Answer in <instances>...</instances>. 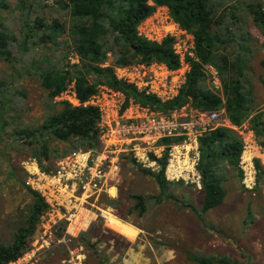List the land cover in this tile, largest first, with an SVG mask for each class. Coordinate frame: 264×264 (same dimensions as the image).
Returning <instances> with one entry per match:
<instances>
[{
  "label": "trees",
  "instance_id": "1",
  "mask_svg": "<svg viewBox=\"0 0 264 264\" xmlns=\"http://www.w3.org/2000/svg\"><path fill=\"white\" fill-rule=\"evenodd\" d=\"M5 1L0 0V12L9 10ZM235 1L15 0L14 7L18 13L15 14L13 9L9 11L14 21L0 16V60L8 63L12 72L0 80V154L5 156V165L10 166L8 152L18 149L26 152L29 159H35L42 171L54 173L57 159L79 149H99L98 110L91 106H73L67 101L58 104L53 101L69 87H72L75 98L81 104L96 93L98 86L103 85L121 92L125 96V106L132 100L163 114L187 107L198 112L223 108L232 126L238 128L248 123L258 144L264 147V108L257 107L252 88L245 83L246 62L251 57V48L258 43L248 32L247 25L251 23L259 30L263 36L260 44L264 48V0H251L241 6L239 2L236 6ZM47 6L57 14L49 20L37 13L38 7ZM160 7L166 8L171 21L193 38V58L185 59L189 66L185 81L175 97L163 102L154 95L137 91L133 85L125 84L115 76L116 68L135 64L158 63L169 70L179 68L180 61L173 51L171 36L155 41L138 31V27ZM43 47H47V51H42ZM52 52L56 55L52 56ZM70 56L76 62H71ZM205 65L217 71L219 89L211 83ZM260 65L264 71V60ZM17 77L28 78L41 89L42 104L47 111L41 122L32 125L22 120L25 112L18 102L26 94L21 83L16 84ZM259 81L264 85L262 77ZM181 140L180 137L167 138L158 144L167 148ZM61 144L68 146L59 148ZM198 146L201 177L198 209L182 196L173 194L176 187H186L193 193L197 190L194 186L165 180V149L162 158L157 159V172L139 167L141 174L150 177L157 185L158 195L128 194L127 199L132 206L127 208L126 214L135 213L137 219H143L153 203L159 205L167 200L180 210H189L203 219L205 214L222 205L227 195L225 184L230 178L229 172H234L232 175L237 176L239 182L242 176L238 169L241 136L232 128L214 127L198 138ZM151 157L154 158L153 155ZM129 161L135 164L131 157ZM255 167L257 180L254 190L248 191L241 186L250 195L258 191L264 175L258 159H255ZM6 173V178L14 177L22 185L28 204L17 223L7 224L9 238L0 240V264L16 261L30 248L40 215L47 209L43 199L26 185L25 171L22 170L23 177L17 176L14 170H7ZM121 199L120 196L111 199L103 194L97 203L103 202L116 210L122 203ZM132 225L142 229L136 223ZM64 230L65 223L60 222L54 236L60 238ZM113 234L102 226L101 218L97 217L85 232L72 238L69 245L70 248L83 245V264H111V255L101 251L99 244L109 242ZM126 245H129L127 241ZM53 252L56 254L53 255ZM53 252L46 254L44 261L54 264L66 255L62 246ZM186 259L192 264H239L196 252H188Z\"/></svg>",
  "mask_w": 264,
  "mask_h": 264
},
{
  "label": "built area",
  "instance_id": "2",
  "mask_svg": "<svg viewBox=\"0 0 264 264\" xmlns=\"http://www.w3.org/2000/svg\"><path fill=\"white\" fill-rule=\"evenodd\" d=\"M160 9L164 10V16L159 25L163 29L166 26L170 29L164 31L159 39L150 40L160 41L165 36H171L174 40L173 51L179 57V68L169 70L165 65L158 63L135 64L116 68L115 76L125 84L133 85L137 91L154 95L163 102L175 97L185 81V74L189 69L185 59L193 58V38L171 21L166 8ZM144 29L145 27L138 31L149 39ZM204 69L211 76L214 88L219 89L217 71L210 65H205ZM53 101H67L73 106H91L99 113L98 150L79 149L60 158L56 161L54 173L42 171L37 161L32 158L24 163L26 185L47 205L38 223L42 235H46L56 224L65 223L63 237L58 242H63L67 236L74 237L87 230L97 217L106 220L109 213L98 208L97 201L103 194L110 196L111 189L116 190L123 156L131 157L142 169L157 172V159L162 158L167 149L165 180L173 183L181 181L185 185L200 189L198 138L214 127L232 128L240 134V183L248 191L256 187L255 159L263 162L264 147L258 144L251 130L241 132L232 126L223 108L212 112L193 110L188 120L183 121L180 120L185 117L183 114L154 112L133 103L132 100L125 106V96L121 92L103 85L98 86L96 93L82 104L75 98L72 87L67 88ZM175 137L182 138L181 142L171 144L167 148L158 144L163 139ZM45 247L47 246L40 245L39 249H30L8 264H34Z\"/></svg>",
  "mask_w": 264,
  "mask_h": 264
},
{
  "label": "rangeland",
  "instance_id": "3",
  "mask_svg": "<svg viewBox=\"0 0 264 264\" xmlns=\"http://www.w3.org/2000/svg\"><path fill=\"white\" fill-rule=\"evenodd\" d=\"M249 1L251 0H236L235 2H237L236 6H238V2L241 6ZM5 2L8 4L9 10L0 12V16L12 22L14 19L13 15L9 14L10 9L16 11L15 14L18 13L17 8L14 7L15 0H6ZM160 8H157L155 13L138 27V30L141 29V31L145 27L144 31L149 39H159L164 31L170 29L168 26L163 29L159 25V21L164 16V10ZM37 13L48 20L57 15L54 13V9L49 6L38 7ZM12 28L15 29L17 26H12ZM247 30L258 43L251 48V57L246 62L245 83L247 87L252 88V95L257 107L264 108V85L259 81V77L264 80V71L260 65V62L264 60V48L260 44L263 36L251 23L247 25ZM42 51H47V47H43ZM245 53L244 51L243 54ZM54 55L56 53L52 52V56ZM70 59L71 62H76L74 57L70 56ZM11 73L9 64L0 60V80ZM16 79V84L21 83L26 94L25 98L18 102L20 109L25 112L22 120L32 125L41 122L47 114L42 104L41 89L36 84L29 82L28 78L17 77ZM191 110L187 107L178 111V114L185 116L181 117L180 120H188V117L193 113ZM237 129L246 132L249 129L248 123H244ZM64 146L67 147L68 145L61 144L59 148ZM8 155L10 166L5 165V156L0 154L1 241L9 238L8 222L10 224L17 223L28 204V197L24 188L16 178H6V171L14 170L17 176L23 177L24 163L29 158L26 156V152L18 151V149L9 151ZM262 164L264 165V160ZM229 173L230 178L225 184L227 190L225 201L219 207L205 214L203 219L189 210H180L176 204L167 200L159 205L151 201L153 203L152 208L143 219H137L135 213L126 214L127 208L132 206L127 195L135 193L146 197L156 196L159 189L150 177L141 174L138 165L132 164L129 157L123 156L116 190L111 189L110 196H108L111 199L120 196L122 198L121 205L113 210L103 202L97 203L98 208L109 213L106 220L101 218L102 226L114 233V237L109 242L105 243L104 241L99 244L100 250L111 255L109 258L111 264H192L186 259L188 252H196L214 259L221 258L229 263L236 261L239 264H264V175L260 180L258 191L254 193L255 195H250L242 190L239 179L232 175L234 172ZM198 190L200 189L191 193V189L176 187L173 194L182 196L195 209H198L201 203ZM118 215L125 217V219H120ZM132 223H136L142 229L135 227ZM58 224L46 232V235H42V229L38 228L39 224L37 225L28 250L39 249L40 245L47 247L40 252L37 262L34 264H49L44 261L47 257L46 254L53 252L56 248H61V246L65 249L66 255L54 264H83L85 260L83 245L77 244L74 248H70L69 245L71 239L79 234L74 237L67 236L63 242H58L64 234L63 232L58 239L54 236ZM135 228L139 232L137 237L130 241L129 239H133L137 233ZM126 241L129 245H126ZM55 254L53 252V255Z\"/></svg>",
  "mask_w": 264,
  "mask_h": 264
},
{
  "label": "crops",
  "instance_id": "4",
  "mask_svg": "<svg viewBox=\"0 0 264 264\" xmlns=\"http://www.w3.org/2000/svg\"><path fill=\"white\" fill-rule=\"evenodd\" d=\"M192 111V110H191ZM261 165H262V167H263V170H264V165L261 163ZM136 229V228H135ZM137 230V233H136V235H135V237L133 238V239H129L130 241L131 240H134L136 237H137V234H138V232H139V230L138 229H136Z\"/></svg>",
  "mask_w": 264,
  "mask_h": 264
}]
</instances>
